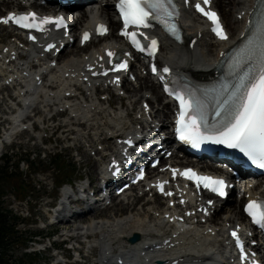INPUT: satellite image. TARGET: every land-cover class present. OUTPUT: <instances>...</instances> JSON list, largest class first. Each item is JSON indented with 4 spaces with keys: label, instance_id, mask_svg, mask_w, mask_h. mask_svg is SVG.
I'll return each instance as SVG.
<instances>
[{
    "label": "bare ground",
    "instance_id": "obj_1",
    "mask_svg": "<svg viewBox=\"0 0 264 264\" xmlns=\"http://www.w3.org/2000/svg\"><path fill=\"white\" fill-rule=\"evenodd\" d=\"M227 2V3H226ZM233 0H215V7L218 9L219 13L221 12V17L223 19L226 28L228 29L229 34L231 35V40L241 31L242 23L235 21V19L231 18L228 14L225 13L224 6H233L232 13L239 14L241 11L245 10L250 6V0H234V5L231 3ZM226 3V5H225ZM219 4V6H218ZM99 6L100 10L96 11L95 8ZM112 4L109 1H101L98 3L93 2L92 6L89 7V11H85L82 13L81 17L76 21L70 20V27L71 32L75 33L78 27H84V25H88L94 19H107L110 23V27L112 28L114 24L111 22V14H112ZM234 11V12H233ZM229 16V19H233L228 23V26L224 20H226V16ZM93 19V20H92ZM181 26L184 29V33L186 35L195 34L201 27L198 23V20L195 18L190 17L189 15L185 14L181 21ZM6 32V29H2L0 27V36ZM7 36V35H4ZM113 38L103 39L101 40L102 43L107 42L105 45L110 43ZM12 42V41H11ZM8 42L0 46V54L4 47L8 48V52L4 56V60L10 58L9 53L13 50V43ZM203 43L199 44L195 50L190 53L184 52V49L179 46H175L173 43L164 41L162 42L161 52H160V59L167 64H169L176 73H180L183 75H190L191 72L195 70H207L212 65L213 62L216 60L218 51L224 49L228 44H221V45H211L206 43L202 40ZM207 49L205 51L204 49ZM76 51L82 52L83 54L80 55L79 58L70 59L68 56L62 57L61 59L58 58L57 65L60 70L63 71V74L72 72L78 68V65L82 58L87 56L84 50L78 49L75 47ZM40 51L30 50L22 51L20 53V60L16 63H12V65L4 66V64H0V73L3 75L5 71L12 69L11 75L4 76L3 80L10 78L11 76H16L15 70H19L20 72H27L30 70L36 71L37 73L44 72V69L41 67H36V62L40 59ZM70 61H69V60ZM3 62V61H2ZM35 76H39L37 74L33 75L31 81H25V84L21 86V89L24 88L27 92H29L34 83ZM145 82V83H144ZM73 83L72 80L65 81L60 80L58 76L54 75H46L43 76V84L37 90V94H31L29 97V102H31L34 106L33 111L40 114L38 118V125L41 126V123H44L43 128H45V122H47L48 114H46L49 108H55L56 110L64 109L69 111L68 116L70 117L69 124L72 126H78L82 128L83 131H74L73 129H68V125H64L62 128H65L61 132V136L58 138L59 141H66L69 135H73L71 138L72 146L71 148L78 153V156L75 158V161L79 163L80 166L87 165L90 168V174L94 177L102 175L104 172L101 169V165L96 163L90 164L89 158L86 156L87 149L85 147L88 145L90 147H97L102 146V143L107 141L112 143L109 145V153L106 150H103V154L101 152V160L104 164H106L108 158L116 154L115 151V140L121 139L124 135H129L132 130L129 121H128V113L124 112L123 109L117 108L113 109L112 105L107 103H98L96 99L93 98L92 90L85 89L81 92L77 99H73L71 102H65V93H73L71 84ZM20 85H16L14 87H18ZM131 86V85H130ZM138 86L139 90L143 89L144 91L139 96L136 94L127 97V101L129 105L132 106L135 104L137 100L141 101L145 93H149L153 97V103H159V97H161L160 90L157 86H155L152 81L140 77L138 79ZM134 87V86H133ZM136 89V88H135ZM79 91L81 89L78 88ZM138 90V91H139ZM158 91V96L155 93ZM17 97H19L20 91H16ZM52 95V96H50ZM139 96V98H138ZM4 97L0 99V106L4 104ZM36 102V103H35ZM39 103L40 106L37 105ZM152 103V104H153ZM161 103V102H160ZM52 104V105H51ZM38 106V107H37ZM11 110V108L9 107ZM163 109L169 111L168 104H164ZM25 112L19 111L15 115V120L19 117H22ZM167 114V113H166ZM163 111H156L155 116L162 118V122H167L168 116ZM13 115V114H12ZM72 115H75V118L72 119ZM16 121H13V123ZM21 125H26L25 123H21ZM136 125V124H134ZM20 126L15 124L13 126V130H17ZM60 126H55L52 128L53 133H58ZM110 132L111 137H107V134ZM41 134V133H39ZM39 136V135H38ZM10 137L9 134L2 135L0 137V144H4V142ZM92 150V149H91ZM95 174H93V170ZM88 176V175H87ZM264 189V187H263ZM239 190V189H238ZM237 190V191H238ZM256 191V190H255ZM233 196V194H232ZM228 205L224 211L226 215V220L224 223H234L237 220L244 221L241 209H239L240 201L235 198H232L228 201ZM136 211L134 213V209L130 211L128 215L119 216V220L113 222L112 218H117V214H114L111 219V223L107 224H99L96 223L93 228H91L90 224L86 228L84 227H74L71 223L66 225L68 230L65 232L61 231L59 234V238L62 241H68L71 244H80L83 239H86L87 236L82 234L83 230L86 231H95L99 228H102L103 233L100 237L94 242V245L100 248L101 252L99 253L100 256V263L106 264L108 261L106 253L108 252L107 247L112 249L116 245H120L123 243V240L130 234H140L142 238L147 237L150 233L154 230V227L148 223L147 215L148 212L145 213L143 209ZM80 217H73L72 220H79ZM87 220V219H86ZM88 221V220H87ZM197 235L194 231L189 233V237H184L185 242H189L190 240L196 238ZM200 243L202 247L198 250H194L190 247L180 248L177 251L170 252L165 256H158L154 260L165 262L170 258H187L189 261L193 262H203V264H221L222 259L224 257V253L221 250L217 249L215 246L216 244H209L208 242L202 240L200 238ZM99 251V249H97ZM45 256L42 254V258L44 261L50 260L53 256L46 254ZM60 255V254H58ZM137 256L133 253L128 254V260L130 264H141L138 262ZM174 260V259H172Z\"/></svg>",
    "mask_w": 264,
    "mask_h": 264
},
{
    "label": "snow or ice",
    "instance_id": "obj_2",
    "mask_svg": "<svg viewBox=\"0 0 264 264\" xmlns=\"http://www.w3.org/2000/svg\"><path fill=\"white\" fill-rule=\"evenodd\" d=\"M184 2L187 4L189 0H184ZM202 3L209 5L211 0H202ZM116 8L123 19L121 35L128 38L140 51L148 50L154 54L158 48V41L151 39L149 44L142 45L138 35L145 40L148 37L144 36L142 32L138 34L137 31H129L128 29L130 26H135L137 29L147 28L150 26V19L159 21L166 31L179 39V29L174 22L179 11L174 0H118ZM195 9L211 21L212 31L217 37L221 40L228 38L217 12L205 10L200 0H197ZM9 22L24 29H36L38 31H44L47 25H54L56 29L68 27L64 16H44L41 18L35 12L20 15L9 13L6 17L0 18V23L8 24ZM96 31L99 35H104L108 32V27L99 24ZM259 31L261 35L258 41L250 40L249 47L245 50L242 62L247 64L246 70L239 76L238 83L234 89L230 90L228 96L217 103L215 122L209 124L204 104L198 98L192 97L191 94L186 98L183 93H175V98L179 101L175 131L181 141L190 143L193 147H199L204 141H211L216 144H224L228 148L239 149L253 164L264 168V27L260 28ZM30 39L35 40L36 37L31 36ZM89 39L90 33L84 32L81 43ZM54 47V45H48L49 49ZM5 51L7 50L5 49ZM107 55L109 62H111V58L116 53L108 51ZM127 68L128 63L125 60L114 64L112 70L119 72L121 70L126 71ZM153 71H156L155 66H153ZM163 71L168 72L169 69L165 67ZM96 74L93 72V75ZM103 74L107 75V72ZM114 82L119 83L118 76ZM165 90L168 91L167 87ZM172 173L173 177L179 174L187 180L194 181L197 188L203 186L204 189L217 193L221 197L226 195L224 179L200 175L190 168L179 173L178 170L173 169ZM140 175L142 178L143 173ZM157 186L165 195H172L171 192H165L163 183ZM211 203L212 201L209 200V204ZM203 211L207 213V209H203ZM244 211L254 224L264 227V200H250ZM231 236L239 250L241 264H248L249 253L245 250L244 242L238 230H232ZM251 255L254 257L255 253ZM250 264H258V262L253 258Z\"/></svg>",
    "mask_w": 264,
    "mask_h": 264
},
{
    "label": "rangeland",
    "instance_id": "obj_3",
    "mask_svg": "<svg viewBox=\"0 0 264 264\" xmlns=\"http://www.w3.org/2000/svg\"><path fill=\"white\" fill-rule=\"evenodd\" d=\"M231 4L234 5V0ZM232 8L233 6L230 5L224 6L225 13L230 14L229 11ZM228 15L224 20L227 26V22L233 20L229 19L231 14ZM139 91L136 93H142L144 90L140 89ZM155 95L158 96V91ZM14 143L15 145L3 150V157L0 159V172L3 167H7L5 176L0 173L1 208L11 211V216H14L18 225L16 238L7 250L5 260L8 264H17L18 262L44 264L45 261L40 253H32L27 255L29 257H25V254L35 250L32 243L28 244L26 249L21 245L38 232L39 225L35 217H42L46 213L44 205L50 203L51 198L58 194L59 190L56 189L55 185L69 179L85 178L84 174L90 173V168L87 165L79 167L73 161L72 153L64 151V144L55 148V140L45 146L52 151L51 154H44L43 148H40L43 145L40 146L26 135L18 137ZM4 158L11 159V162L6 165ZM92 170L95 174V169L92 168ZM91 177L94 176L91 175ZM50 231L45 230L43 233ZM46 254L53 256V251ZM43 255L45 256V253ZM96 255L97 252H95ZM52 259L53 257L50 260Z\"/></svg>",
    "mask_w": 264,
    "mask_h": 264
},
{
    "label": "trees",
    "instance_id": "obj_4",
    "mask_svg": "<svg viewBox=\"0 0 264 264\" xmlns=\"http://www.w3.org/2000/svg\"><path fill=\"white\" fill-rule=\"evenodd\" d=\"M1 197V195H0ZM16 224L14 218H10V212L2 210L0 207V264H8L6 252L16 238ZM17 264H24L18 262Z\"/></svg>",
    "mask_w": 264,
    "mask_h": 264
}]
</instances>
